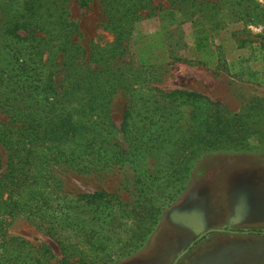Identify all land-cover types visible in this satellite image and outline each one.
<instances>
[{
    "label": "rangeland",
    "instance_id": "obj_1",
    "mask_svg": "<svg viewBox=\"0 0 264 264\" xmlns=\"http://www.w3.org/2000/svg\"><path fill=\"white\" fill-rule=\"evenodd\" d=\"M84 1L65 0L64 7L74 27L72 41L89 51L113 35L106 29L103 0ZM149 2L156 12L151 17L142 12L129 43L135 60L165 91H195L220 102L221 137L241 136L244 146L203 156L201 147L183 142L175 149L174 140L159 137L106 171L57 169L68 193L106 191L116 198L99 209L72 204L64 215L57 213L64 250L38 222L23 216L9 220L6 237L29 242L32 251H47L44 264H65V259L70 264H264V0L248 5L254 17L221 30L210 29L198 15L185 18L183 6ZM21 3L0 0V75L8 76L9 84L17 72L6 28ZM49 50L54 47L44 58ZM126 107L124 94L115 93L110 109L118 130ZM0 120H8L1 107ZM162 122L153 121L154 133L165 129ZM118 137L125 148L136 144L130 134Z\"/></svg>",
    "mask_w": 264,
    "mask_h": 264
},
{
    "label": "trees",
    "instance_id": "obj_2",
    "mask_svg": "<svg viewBox=\"0 0 264 264\" xmlns=\"http://www.w3.org/2000/svg\"><path fill=\"white\" fill-rule=\"evenodd\" d=\"M167 1L183 6L187 19L198 15L212 30L254 17L248 6L252 0ZM64 3L22 0L6 28L17 73L10 84L8 76L0 75V107L8 115L6 122L0 120V264L47 260V251H32L29 242L6 237L11 218L38 222L64 250L54 221L57 213L64 215L72 204L99 209L116 198L106 191L68 193L55 176L57 169L80 174L106 171L123 164L128 154L148 146L152 138L174 140L175 149L190 143L201 147L203 156L239 150L245 142L241 136L221 137L220 102L195 91H165L156 85L158 77L135 60L129 43L142 12L147 11L145 17L156 12L149 0H103L106 29L113 39L93 44L89 51L72 41L74 27ZM53 47L51 56L44 58L46 49ZM56 56L58 61L53 60ZM117 92L127 98L119 130L110 109ZM155 120L163 121L161 133L151 129ZM120 132L123 139L135 136L136 144L125 148ZM65 264L70 263L65 259Z\"/></svg>",
    "mask_w": 264,
    "mask_h": 264
},
{
    "label": "water",
    "instance_id": "obj_3",
    "mask_svg": "<svg viewBox=\"0 0 264 264\" xmlns=\"http://www.w3.org/2000/svg\"><path fill=\"white\" fill-rule=\"evenodd\" d=\"M217 231H222L221 229H218ZM202 237V235L199 236V238ZM185 252V251H184ZM183 254V252L180 254V256ZM179 258V257H178Z\"/></svg>",
    "mask_w": 264,
    "mask_h": 264
}]
</instances>
